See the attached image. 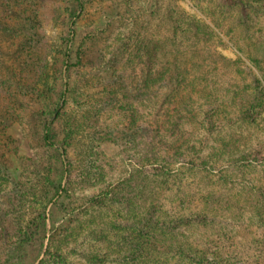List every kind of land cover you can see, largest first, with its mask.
Returning <instances> with one entry per match:
<instances>
[{"label":"rangeland","instance_id":"374dc122","mask_svg":"<svg viewBox=\"0 0 264 264\" xmlns=\"http://www.w3.org/2000/svg\"><path fill=\"white\" fill-rule=\"evenodd\" d=\"M195 1L85 0L75 47L87 50V57L81 68L74 69L68 102L51 129L59 147L56 150L43 145L41 138L48 109L57 104L62 89L59 73L70 0H0V264H41L50 253L47 251L57 245L65 247L68 259L77 263L75 253L104 249L113 255L117 252L115 243L107 245L101 235L112 240L109 225L120 223L123 216L117 219L113 206L107 205L110 211L91 208V202L101 196L108 182L138 170L140 132L134 126L130 129L128 119L135 116L138 125L139 113L145 118L144 110H154L158 99L169 90L146 101H127L121 98L122 90L115 87L123 84L127 88L129 81L136 89L143 87V65L135 57H143V53H134H138L137 44L187 43L185 37L174 33L171 19H202L217 33L207 42L214 48L208 53L210 61L205 67L213 72L205 74L211 86L206 92L213 95V106L224 110L219 103L224 101L229 80L219 69H213L219 68L218 55L227 61L239 58L231 39L240 37L236 29L242 25H238L234 13L216 7L220 0ZM260 14L252 15V41L257 31L264 32V15ZM158 55L160 58V51ZM108 69L117 72L111 74ZM121 71L126 77L116 81ZM262 118L264 125V112ZM225 120L217 123L222 129L217 127L219 132L209 135V140L220 139L221 133L229 130L230 123ZM236 124L233 134L238 140L250 130L240 122ZM188 127L185 122L184 128ZM190 128L193 137L204 134L200 127ZM256 174L249 172L244 181L255 185L251 179ZM51 183L58 197L52 198ZM60 183L58 188L55 184ZM235 184L224 194L211 188L216 194L208 203L218 200L243 206L246 201L253 202L248 190L241 193L250 185Z\"/></svg>","mask_w":264,"mask_h":264},{"label":"trees","instance_id":"16d2710c","mask_svg":"<svg viewBox=\"0 0 264 264\" xmlns=\"http://www.w3.org/2000/svg\"><path fill=\"white\" fill-rule=\"evenodd\" d=\"M85 5V0H70L59 73L62 89L57 104L48 109L43 127V145L56 150L59 147L53 141L51 129L68 102L74 69L81 68L87 57V50L75 47L77 24ZM216 7L234 13L236 22L242 25L236 29L240 37L231 39V47L239 58L227 61L218 55L219 68L213 69H219L229 80L224 101L219 103L216 99L220 107L225 106L224 110L216 109L213 95L206 92L211 88L207 78L213 72L205 67L210 61L208 53L214 48L207 42L217 33L205 26L204 20L171 19L172 30L185 37L187 43L137 44L138 53H134H143L144 57L135 55L138 64L143 65V87L136 89L132 81L127 88L117 84L116 90L124 93L121 98L146 101L162 90L169 92L158 99L154 110H144L145 118L139 113L138 125L135 116L128 119L130 129L134 126L140 132L138 170L108 182L101 196L91 202V208L110 211L109 205L115 207L112 213L117 219L123 216L120 223L109 225L112 240L101 235L104 243L114 242L118 250L114 255L106 249L75 253L77 263L68 259L63 252L65 247L57 245L47 251L50 253L41 264H264V125L260 122L264 112V32L257 31L252 41L249 27L255 21L252 15L260 11L264 15V0H220ZM168 47L173 50L167 51ZM125 77L121 71L115 78L123 81ZM215 92L217 95V89ZM222 118L230 123L229 130L221 133L220 139L209 140V135L222 129L218 125ZM185 122L188 128H184ZM238 122L250 132L237 140L233 133ZM192 125L202 128L204 134L193 137L189 133L193 131ZM249 172H257L251 179L255 185L244 181ZM238 177L241 179L237 180ZM236 181L239 186L250 185L241 193L248 190L253 202L246 201L243 206L218 200L208 203L216 194L211 188L224 194ZM55 185L59 188L61 183ZM50 186L52 198L58 197L56 187L52 183Z\"/></svg>","mask_w":264,"mask_h":264}]
</instances>
